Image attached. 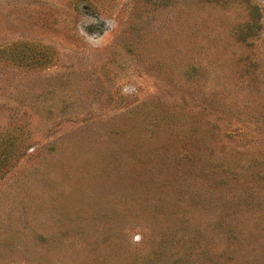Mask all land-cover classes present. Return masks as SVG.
Returning <instances> with one entry per match:
<instances>
[{"label": "rangeland", "instance_id": "1", "mask_svg": "<svg viewBox=\"0 0 264 264\" xmlns=\"http://www.w3.org/2000/svg\"><path fill=\"white\" fill-rule=\"evenodd\" d=\"M0 264H264V0H0Z\"/></svg>", "mask_w": 264, "mask_h": 264}, {"label": "clouds", "instance_id": "2", "mask_svg": "<svg viewBox=\"0 0 264 264\" xmlns=\"http://www.w3.org/2000/svg\"><path fill=\"white\" fill-rule=\"evenodd\" d=\"M140 239H141V237H139V236H136V237L134 238V240H135L136 242H138Z\"/></svg>", "mask_w": 264, "mask_h": 264}]
</instances>
